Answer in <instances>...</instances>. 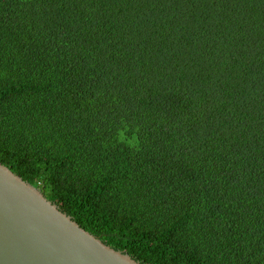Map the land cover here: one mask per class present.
I'll use <instances>...</instances> for the list:
<instances>
[{"label": "trees", "instance_id": "1", "mask_svg": "<svg viewBox=\"0 0 264 264\" xmlns=\"http://www.w3.org/2000/svg\"><path fill=\"white\" fill-rule=\"evenodd\" d=\"M0 163L141 264H264V0H0Z\"/></svg>", "mask_w": 264, "mask_h": 264}, {"label": "water", "instance_id": "2", "mask_svg": "<svg viewBox=\"0 0 264 264\" xmlns=\"http://www.w3.org/2000/svg\"><path fill=\"white\" fill-rule=\"evenodd\" d=\"M0 264H141L0 163Z\"/></svg>", "mask_w": 264, "mask_h": 264}]
</instances>
